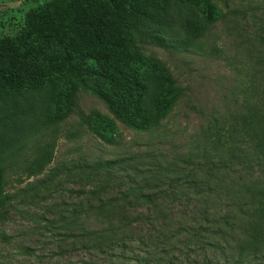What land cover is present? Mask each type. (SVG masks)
Here are the masks:
<instances>
[{"label": "rangeland", "instance_id": "1", "mask_svg": "<svg viewBox=\"0 0 264 264\" xmlns=\"http://www.w3.org/2000/svg\"><path fill=\"white\" fill-rule=\"evenodd\" d=\"M49 1L0 0V36L18 32L25 25L29 11ZM215 4L216 18L189 50L145 47L147 53L157 55L166 63L182 90L172 111L158 125L148 130L134 129L118 118L105 100L82 90L69 113L44 131L55 133L33 136L21 153L10 159L12 165L7 171L6 189L9 200L0 204V264H140L141 261L119 257L117 249L113 253L69 249L58 255L60 250L71 248L74 241L68 239L60 244L43 224H47V218L57 219L62 213L69 216L74 207L82 204L83 212L74 230L79 231V226L106 230L113 220L114 226H121L113 229L114 235L132 239L128 241L130 246L136 248L141 259L148 256L144 262L150 264H206L209 261H212L210 264H264V246L257 256L248 253L239 256L236 247L242 233L232 230L226 235L227 239L212 238L220 240L221 246H212L207 253H194L189 263L185 257L171 263L172 254L179 253L178 249L171 248L184 246L191 233L188 231L198 224L195 219L202 211H238L230 202L233 197L230 198L232 193L228 191L261 179L256 169L251 171L250 166L238 163L219 169L213 175L206 172L212 161L225 156L211 146L209 134L217 124H223L242 109L245 98L242 90L250 83L251 75L260 70L258 61L264 56V0H216ZM195 8L198 12L199 8ZM171 10L165 22L180 25L186 16L174 7ZM97 113L113 119L112 142L94 133L91 121ZM14 132L3 133L4 140ZM46 140L54 145L53 160L38 175H29L27 166L36 155V148ZM123 158L125 167L115 170L111 177L103 170L96 174L89 167L102 160ZM136 168L143 170L140 175L136 174ZM193 173L198 174V179L218 187V192L196 193L186 182ZM134 178H148L151 183L160 184L146 189L158 192V211H153L143 201L131 200L133 206L126 205V200L120 198L121 193L135 184ZM170 178H180V182L173 181L171 186ZM99 186L103 187V192L99 197L91 196V191ZM116 195V207L106 206L105 211L88 208V202L98 205ZM132 198V194L129 195V199ZM110 208L122 214L112 211L109 215ZM159 210H163L167 218H158L154 225L133 219L136 212L159 217ZM123 214L128 217L121 216ZM122 219L131 221L132 225H125ZM150 229H155V238L164 239L156 242L162 247L169 244L170 249L162 253L160 246L155 251V242L148 246L134 240L141 236L139 233L144 236Z\"/></svg>", "mask_w": 264, "mask_h": 264}, {"label": "trees", "instance_id": "2", "mask_svg": "<svg viewBox=\"0 0 264 264\" xmlns=\"http://www.w3.org/2000/svg\"><path fill=\"white\" fill-rule=\"evenodd\" d=\"M215 1L50 0L44 6L31 9L25 25L18 32L0 36V140L3 142L0 144V204L9 200L6 189L7 171L12 165L10 159L18 156L33 136L55 133L44 131L69 113L80 91L98 95L118 118L134 129L148 130L158 125L172 111L182 90L166 63L157 55L147 53L145 47L154 45L177 51L189 50L216 18ZM195 6L199 8L198 12ZM172 7L186 16L180 25L175 23L177 28L173 22L164 20ZM258 63L260 70L251 75L250 83L242 90L245 93L242 109L223 124H217L214 132L209 134L211 146L225 156L212 161V166L206 172L213 175L219 169L238 163L244 167L250 166L251 171L256 169L261 179L228 191L232 193L230 198L233 197L230 202L238 211H202V215L195 219L198 224L188 231L191 233L184 246L171 248L179 250V253L172 254L171 263L180 257H185L189 263L194 253H207L210 247L221 246L220 240L212 238L227 239L226 235L231 230L242 233L236 247L240 257L244 253L257 256L263 249L264 56L260 57ZM91 80L101 83L93 84ZM21 105L30 107L24 109ZM91 122L96 135L108 142L113 141V119L97 113ZM11 131L16 132L4 140L2 134ZM53 146L51 140H46L36 148V155L27 166L29 175H38L53 160ZM125 160H102L89 167L96 174L103 170L111 177L115 170L125 167ZM141 171L136 168L137 175ZM197 175L193 173L186 181L196 193L218 192V187L198 179ZM132 180L135 184L119 195L126 200L125 204L133 206L131 200L138 203L143 201L153 211H158V192L146 189L160 184L157 181L151 183L148 178ZM177 180L170 178L171 186L174 185L173 181L180 182V178ZM102 192L103 187L99 186L91 191V196L99 197ZM131 194L133 198L129 199ZM115 197L118 195L98 205L88 202V208L91 211H105L106 206L116 207ZM82 205L74 207L69 216L62 213L57 219L47 218V224H43L60 240V244L68 239L74 241L70 244L71 248L60 250L58 255H63L69 249H97L100 253H113L117 249L120 250L117 254L119 257L150 264L149 261L144 262L148 256L141 259L136 248L130 246L128 241L132 239L114 235L113 229L121 226H114L113 220L109 221L110 227L106 230L81 226L79 231L74 230L83 212L80 208ZM111 208L109 215L112 211L122 214ZM159 212V217L153 216V213L144 215L136 212L133 219L149 221L154 225L158 218H167L163 210ZM121 216L128 217L124 214ZM122 222L132 225L131 221L122 219ZM154 231L150 229L144 236L139 233L141 236L134 240L148 246L155 242V251L160 246V251L164 253L170 249L169 244L164 247L159 245L156 241L164 239L161 236L155 238ZM27 249L30 250L29 247ZM210 263L212 261L206 264Z\"/></svg>", "mask_w": 264, "mask_h": 264}]
</instances>
